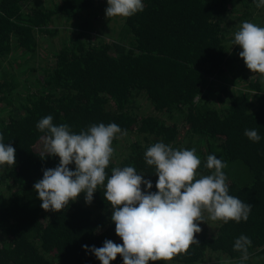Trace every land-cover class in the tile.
<instances>
[{
    "label": "trees",
    "instance_id": "trees-1",
    "mask_svg": "<svg viewBox=\"0 0 264 264\" xmlns=\"http://www.w3.org/2000/svg\"><path fill=\"white\" fill-rule=\"evenodd\" d=\"M48 1L0 0V135L16 150L15 165L0 166V264H101L92 246L122 244L103 187L91 204L81 193L60 212L41 208L34 184L59 164L36 128L47 115L77 134L118 124L127 134L114 139L106 172L132 166L153 192L158 177L144 153L156 142L195 148L198 174H210L208 155L227 164L229 195L253 206L247 222L212 221L209 228L204 212L198 244L149 264H240L233 245L242 234L252 241L243 264H264V76L252 73L232 44L242 22L264 27V6L142 0L144 10L121 17L108 39L94 24L105 0ZM49 42L50 60L37 54ZM28 60L36 66L23 73ZM245 129H256L261 140L250 141ZM111 264H123L122 257Z\"/></svg>",
    "mask_w": 264,
    "mask_h": 264
},
{
    "label": "clouds",
    "instance_id": "clouds-1",
    "mask_svg": "<svg viewBox=\"0 0 264 264\" xmlns=\"http://www.w3.org/2000/svg\"><path fill=\"white\" fill-rule=\"evenodd\" d=\"M106 17H131L142 12V0H107ZM264 6L258 0L256 7ZM233 45L242 48L239 56L252 73L264 76V27L244 21L234 34ZM46 135L41 139L46 155L59 157L55 168L43 170V178L34 184V190L45 211L60 212L69 202L85 194L91 204L98 187L112 208L111 221L122 244L105 240L102 247L92 246L90 251L101 264H111L119 255L123 264H149L171 261L186 254L192 244H198L195 234L202 229L204 212L212 221L228 223L247 222L252 205L229 195L227 164L215 155H208L204 168L210 174H198L201 160L196 149H174L163 142L149 146L144 161L154 166L158 177L155 188L151 180L137 173L132 166L113 167L106 172L114 155L113 141L127 134L116 123L93 124L79 134L68 124H53L47 115L36 124ZM244 135L258 143L261 136L256 129H245ZM0 135V166L15 165V148L3 143ZM74 164L75 170L69 166ZM143 186V187H142ZM251 239L241 235L234 241V251L241 253L240 264L249 259ZM88 249V245L82 246Z\"/></svg>",
    "mask_w": 264,
    "mask_h": 264
},
{
    "label": "rangeland",
    "instance_id": "rangeland-1",
    "mask_svg": "<svg viewBox=\"0 0 264 264\" xmlns=\"http://www.w3.org/2000/svg\"><path fill=\"white\" fill-rule=\"evenodd\" d=\"M51 1H53V0H49L48 2H47V4L48 3H50ZM104 1V0H103ZM100 4V3H99ZM102 4V6H101V8L97 11L98 12V14L96 15V17H95V21H94V24H95V29H96V31H98L99 33H103V34H105L106 35V37L108 38V39H111V35H114V29L116 30V28L118 27L117 26V23L120 21V18L121 17H113V18H107L106 17V14H105V10H106V8L108 7V5H107V0H105L103 3H101ZM64 24V23H63ZM61 31H63V28L62 29H60ZM61 34H63V32H60V34H57L56 35V40H55V44L57 43V41L59 40V38L60 37H63V35H61ZM92 35H94V34H92ZM52 37H48L47 38V41H48V39H51ZM55 39V38H54ZM49 44H50V42H49ZM54 44V45H55ZM44 47H41V48H38V51H37V54H40V56L42 55L44 58H46V57H48V59L50 58V52L47 50V47L48 46H51V44L50 45H43ZM50 60V59H49ZM23 61V60H22ZM25 64L22 66V69H25L24 71H23V73L24 72H26L27 71V69L26 68H28L26 65H29V66H33V67H35L36 65H35V63L32 61V60H28L27 62H24ZM35 65V66H34ZM29 74H27V76H28ZM143 111H145V112H152V109L150 108V107H148L147 105H144L143 106ZM38 145H39V147H40V143H38ZM211 222H212V220H210V221H208V227L209 228H212L213 226V223H214V221H213V223H212V225H211Z\"/></svg>",
    "mask_w": 264,
    "mask_h": 264
}]
</instances>
